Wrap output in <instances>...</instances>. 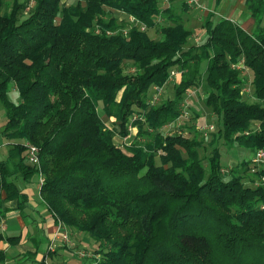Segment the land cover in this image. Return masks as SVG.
Instances as JSON below:
<instances>
[{
	"label": "trees",
	"instance_id": "trees-1",
	"mask_svg": "<svg viewBox=\"0 0 264 264\" xmlns=\"http://www.w3.org/2000/svg\"><path fill=\"white\" fill-rule=\"evenodd\" d=\"M28 2L13 0L8 12L0 0V133L7 141L0 208L14 202L22 212L30 195L21 182L40 173L38 194L53 223L98 247L89 263L264 264V185L254 186L264 167L246 183L252 158L227 174L221 164V146L253 156L264 148V0H245L252 32L214 20L213 10L204 41L190 47L181 15L159 0H35L20 20ZM110 13L137 24L119 27ZM141 26L156 27V37ZM241 59L253 102L242 93L243 71L232 67ZM173 69L182 73L173 98L150 104V90L166 87ZM197 88L218 124L206 145L197 131L191 138L160 131ZM119 134L128 144L115 142ZM30 145L40 168L27 160ZM18 240L0 233V244ZM7 259L0 247V264Z\"/></svg>",
	"mask_w": 264,
	"mask_h": 264
},
{
	"label": "rangeland",
	"instance_id": "rangeland-1",
	"mask_svg": "<svg viewBox=\"0 0 264 264\" xmlns=\"http://www.w3.org/2000/svg\"><path fill=\"white\" fill-rule=\"evenodd\" d=\"M3 2H4L3 11L5 10V11L10 12V7L12 5L13 0H3ZM19 2H25V0H19ZM74 2L75 0H66L67 4H72ZM195 2L196 3L191 4L189 11H183L182 4L187 3V5H189L187 0H173L172 2L170 0H159V7L161 9H163L164 7H167V3L169 5L172 4L171 6L174 9L175 13L181 15L184 25L192 32L190 37L187 40L185 47L194 46L204 41L205 32L202 26L205 21V15L208 12L213 11L214 0H195ZM229 7L230 6L226 5L225 9L227 10L229 9ZM242 7L243 6H241V8ZM108 15L111 17L113 16L117 17V24L119 27H122L123 21H125L127 24L131 23L129 21L130 19H125L123 18V16H120L117 13H112V14L110 13ZM220 15L216 14L214 17V20H218V18H221ZM26 16H27V13L25 9L23 12V15L20 17V20L24 19V17ZM239 22H240L239 24H242L241 20H239ZM157 23L164 24L165 21L163 18H161V19H157ZM145 31L147 32L150 38H155L157 35L156 27L151 28V29H145ZM125 69H126V72L128 73H131L134 71L132 67L125 68ZM204 70H205V64H203L201 67L202 75H204ZM241 75L244 78H246V84L248 85L245 87L246 91L243 93L245 96V99H247L248 102H253L254 100L251 97L252 88L250 85L252 74L249 70H245L241 73ZM203 79H204V76H203ZM175 82L176 81L174 80L169 82L167 86L161 90L159 95H157L155 90L152 88L148 94V100L152 99V102L154 101L153 103H159L162 100H165L167 98H173V95H174L173 85ZM203 85H204V82H202V87ZM192 92L193 94L190 97L186 95L185 99L181 102V104L184 103V101L187 100L188 98L187 117L185 118L182 115L180 119H177V121L175 120L174 122L163 126L160 129V131L165 135L182 134L183 136L189 137V138L193 136L194 131H197L198 134L205 140L204 144L206 145L211 140L210 133L213 132L214 129L212 131L208 130L207 133L204 134V133L199 132L198 128L200 127L208 128L211 125L214 128H217L218 124L216 121V117L213 116L203 104V98L205 97V94L203 93L202 88L191 89L188 93H192ZM9 96L11 100H16L17 95L15 92L13 93L12 91H10ZM98 111H99L100 116L103 117L101 114L102 113L101 108H98ZM4 123H5V113H4V109L2 105L0 104V131L2 130ZM105 124L108 128L112 127L110 121H107ZM258 126H259V123L253 122L251 125V129L255 130L258 128ZM135 132H136V129H132L131 135H133ZM125 139L126 137L122 138L120 135V137L118 136L116 137L115 142L119 145L128 144L129 138L127 139L128 141ZM118 140H120V142ZM5 144H7V141L0 133V159H4L6 157L7 148ZM207 152L208 150L206 149L200 150L201 156L206 155ZM247 158H252V159L254 158V156L250 153V151L241 150L240 148H238V146H233L232 148L221 146V164L224 166L225 174H227L228 171L231 170L232 168H238L237 165L241 162V160L247 159ZM261 167H264V162H252L248 168L249 173H243L244 174L243 182L248 183V180L252 179V176L250 177L249 175ZM38 182H39L38 178L34 177L29 184L25 185L23 182H21V185L23 188L29 187L30 189H32L33 193L36 195L34 197L36 198V200L40 201L38 203L45 206L47 209V206L44 204V202H42V198L38 194ZM29 213H30L29 210H26L24 212L25 215H28ZM49 215L45 211V213L41 216L42 221L39 224L27 223V222L24 223L25 232H26V235H25L26 240L24 239L23 244L31 245L32 244L31 239L36 238V243L34 246L37 247L39 255L43 254L44 252H47V249L49 248L48 246H46V237H48L52 233V227L48 225V218L51 219ZM31 216H32L31 218L33 219V221H36V222L38 221L39 217L36 211L35 212L33 211L31 213ZM0 219H3L4 220L3 223L6 224V229L0 232L1 234H3V236L8 237V236L19 235L20 230L17 225L19 221L17 218H15V216L7 217L5 219V216L1 217L0 215ZM66 230L68 233L67 243L71 245L73 249H71L72 251H69V252L62 250L60 256H58L56 260L59 259V261L67 262L66 264H86L87 262L91 261L93 256L95 255L94 250L98 247H96L94 244H90L88 238L85 235L79 233L78 231L68 228V227L66 228ZM0 245L2 249L5 248L4 250L8 258H14L17 255V250L14 246H9L6 248L4 247L6 245L5 243H1ZM80 252H84L86 257L77 259L76 256H78V253ZM68 255H70V257ZM50 260L51 258L49 260L47 258L48 264H51ZM28 262L29 264H37L36 261H35L36 263H33V257H31ZM13 263L17 264V262L15 261ZM13 263H5V264H13Z\"/></svg>",
	"mask_w": 264,
	"mask_h": 264
},
{
	"label": "crops",
	"instance_id": "crops-1",
	"mask_svg": "<svg viewBox=\"0 0 264 264\" xmlns=\"http://www.w3.org/2000/svg\"><path fill=\"white\" fill-rule=\"evenodd\" d=\"M226 5L230 6L229 9H225ZM241 6H243L241 8ZM213 10H214V14H222L220 15L221 18H226V19H231L234 20L238 23L239 20H241L242 24H239L243 29H245L247 32H252L253 29L255 28V22L253 20V18L250 16L249 12L246 10L245 8V0H222L219 4L216 3V1L214 0L213 2ZM25 191L27 193H29V201L26 205V208L22 211L19 212L16 209V203L11 202V203H6L4 204L3 207L4 210L2 209V207L0 208V210L5 211L4 212V216L5 219L7 217H11V216H15V218L18 219L19 223L17 224L20 230L19 235H15V236H8V237H18L19 240L15 243H11V244H7L4 247H9V246H14L17 250V255L14 258H8L7 261L5 263H13L14 261L17 262V264H29V259L31 257H33V263L40 264L41 262H45L44 264H48L47 262V258L48 260L51 258L50 263L51 264H66L67 262H62L56 260L58 256H60L61 251L65 250V251H72L71 249L72 246L69 245L68 243H65L61 238H58L55 241V246H53V248H48L47 252H44L43 254L39 255L38 254V249L37 247H35V243H36V238L35 239H31L32 244L31 245H24L23 241L25 239V226L24 223H35V224H39L42 220H41V216L45 213V211L48 213V210L46 209L45 206L39 204L38 200H36V198L34 196H36L32 189H30L29 187L24 188ZM32 205V206H30ZM41 205V206H40ZM39 207V208H38ZM43 207V208H41ZM26 210H29V214L25 215L24 212ZM35 212L38 214V221H33V219L31 218V213ZM50 216V215H49ZM48 225H50L52 227V233L46 237V246L50 247L51 242H52V238L57 230V224H54L52 219L48 218ZM26 240V239H25ZM60 242V243H59ZM54 243V242H53ZM5 249V248H3ZM28 256V257H27ZM70 257V255H68ZM76 256V255H75ZM77 259H79L78 256H76ZM14 260V261H12ZM36 261V262H35ZM90 262V261H89ZM87 262V263H89ZM86 263V264H87ZM14 264V263H13Z\"/></svg>",
	"mask_w": 264,
	"mask_h": 264
},
{
	"label": "built area",
	"instance_id": "built-area-1",
	"mask_svg": "<svg viewBox=\"0 0 264 264\" xmlns=\"http://www.w3.org/2000/svg\"><path fill=\"white\" fill-rule=\"evenodd\" d=\"M34 1L35 0H29L28 5H27L28 7L26 8V11L34 3ZM187 2L190 5L196 3L195 0H187ZM129 19H130L129 21L131 23L137 24L134 21L133 18L130 17ZM141 30H145V27L144 26H141ZM96 32H98V31H96ZM124 32H126V31L123 30V33ZM232 67L234 69L243 71L245 69V65H244L243 59H241L238 63L233 64ZM181 74L182 73H181L180 70L173 69L170 72L169 79H168V83L171 82V81H173V80L176 81L175 83L179 82L180 81V78H181ZM153 89L155 90V92L157 93V95H159L160 92H161V90L163 88L153 87ZM245 91H246V89L244 88L242 90V93H244ZM192 94H193V92L192 93H187V96L190 97ZM187 100H188V98H187ZM187 100H185L184 103H182L180 105V116L178 117V119H180L182 115L185 118L187 117V114H188L187 113V110H188ZM148 101L152 105H155L156 104V103H153L154 101L152 102V99H150ZM132 129H136V128H129L130 132L132 131ZM213 129H214V127L211 125L208 128H206V127H200V128H198V131L201 132V133L206 134L208 130L209 131H212ZM125 140H127V138ZM26 156H27V160H28V162H30V164L36 166L37 168H40V164H39V150H38V148L36 146L30 145L28 147L27 155ZM253 162H264V148L263 149H259V150L256 151L255 156L253 158ZM38 176H39L38 177V180H39V183L38 184H41L42 183V176H41L40 173H39ZM258 185H264V178H262L261 181H257V182L254 183V186H258ZM3 222H4V220L3 219H0V232L6 229V224L3 223ZM58 238H61L65 243H67V241H68V233H67L66 227L62 223H60V222L57 224V230H56V232H55V234H54V236L52 238V242H51V245L49 247L50 249L53 248V246H55V241ZM78 256H79V258H85L86 257V255H85L84 252L78 253ZM87 264H92V263H87Z\"/></svg>",
	"mask_w": 264,
	"mask_h": 264
}]
</instances>
